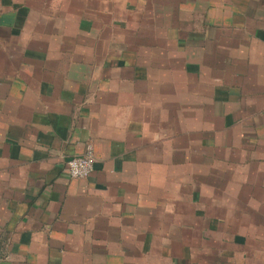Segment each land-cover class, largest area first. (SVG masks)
<instances>
[{"label":"crops","instance_id":"0c3cea01","mask_svg":"<svg viewBox=\"0 0 264 264\" xmlns=\"http://www.w3.org/2000/svg\"><path fill=\"white\" fill-rule=\"evenodd\" d=\"M0 264H264V0H0Z\"/></svg>","mask_w":264,"mask_h":264},{"label":"built area","instance_id":"2783aa9c","mask_svg":"<svg viewBox=\"0 0 264 264\" xmlns=\"http://www.w3.org/2000/svg\"><path fill=\"white\" fill-rule=\"evenodd\" d=\"M68 176L72 179H85L94 168L92 149L87 148L83 156L72 157L66 163Z\"/></svg>","mask_w":264,"mask_h":264}]
</instances>
